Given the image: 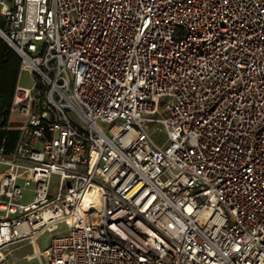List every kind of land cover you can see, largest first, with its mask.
Masks as SVG:
<instances>
[{"label":"built area","instance_id":"1","mask_svg":"<svg viewBox=\"0 0 264 264\" xmlns=\"http://www.w3.org/2000/svg\"><path fill=\"white\" fill-rule=\"evenodd\" d=\"M0 16L32 76L0 143V264L42 233L38 264H264V0H0Z\"/></svg>","mask_w":264,"mask_h":264},{"label":"trees","instance_id":"2","mask_svg":"<svg viewBox=\"0 0 264 264\" xmlns=\"http://www.w3.org/2000/svg\"><path fill=\"white\" fill-rule=\"evenodd\" d=\"M0 27L4 21L0 17ZM19 55L0 36V143L6 152H11L17 142L19 130L10 124V114L15 89L20 75Z\"/></svg>","mask_w":264,"mask_h":264},{"label":"rangeland","instance_id":"3","mask_svg":"<svg viewBox=\"0 0 264 264\" xmlns=\"http://www.w3.org/2000/svg\"><path fill=\"white\" fill-rule=\"evenodd\" d=\"M31 82V74L28 72H21L19 84L28 87L31 85ZM162 115L164 116L165 113L163 112ZM9 122L13 125H19L20 123L25 122V117L21 116L16 111H13L10 114ZM18 184L23 187V180H19ZM32 189L33 185L22 190L23 196L22 199L19 200L21 203H28L31 201ZM50 240L51 233L40 234L36 241H33L32 239L19 240L17 243L11 245L8 249V264H38L35 258L36 249L41 250L45 248L49 244Z\"/></svg>","mask_w":264,"mask_h":264},{"label":"crops","instance_id":"4","mask_svg":"<svg viewBox=\"0 0 264 264\" xmlns=\"http://www.w3.org/2000/svg\"><path fill=\"white\" fill-rule=\"evenodd\" d=\"M24 72V71H23ZM20 74H21V71H20ZM19 77H20V75H19ZM17 84H19V78H18V83ZM11 124V123H10Z\"/></svg>","mask_w":264,"mask_h":264}]
</instances>
